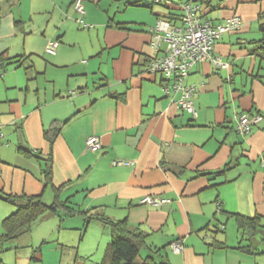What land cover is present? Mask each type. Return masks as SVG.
<instances>
[{"label":"crops","instance_id":"obj_1","mask_svg":"<svg viewBox=\"0 0 264 264\" xmlns=\"http://www.w3.org/2000/svg\"><path fill=\"white\" fill-rule=\"evenodd\" d=\"M22 1L0 0V195L52 202L56 189L76 212L46 213L7 250L52 242L57 228L82 226L84 233L92 227L98 240L85 250L78 243L66 261L76 264L82 257L101 264L111 234L96 217H108L127 219L145 233L139 262L159 249L156 259L169 264H264V0L201 4L204 20L218 24L236 16L242 26L216 41L215 55L228 68L204 60L189 74L188 83L197 87L196 116L175 102L178 94L164 92L161 75L146 69L153 25L161 18L179 24L187 0H83L85 17L98 24L91 48H76L69 40L73 33H31L21 10V20L5 10ZM74 1L27 5L32 15L64 11L69 23L62 26H70L78 18ZM130 7L148 10L149 17L120 20V9ZM50 39L60 45L49 57ZM244 113L263 116L247 134L237 130V116ZM54 121L61 126L51 144L45 131ZM91 135L102 140L97 151L87 149ZM23 149L52 153V185L44 180L45 161ZM146 195L169 201L140 203ZM15 210L0 197V234L3 219ZM80 211L92 218L86 221ZM241 217L253 219L254 228L241 227ZM178 239L183 248L174 252ZM65 243L59 239V262ZM41 246L22 256L30 263L44 260ZM3 252L0 264H22Z\"/></svg>","mask_w":264,"mask_h":264},{"label":"built area","instance_id":"obj_2","mask_svg":"<svg viewBox=\"0 0 264 264\" xmlns=\"http://www.w3.org/2000/svg\"><path fill=\"white\" fill-rule=\"evenodd\" d=\"M75 9L83 15L85 8L83 0H75ZM184 13L179 24L161 18L152 27L151 47L153 54L147 58L146 69L151 74L161 75L164 92L178 94L175 102L183 109L197 115L194 100L197 94L196 84L188 83L187 79L196 64L209 60L219 68H228L229 63L215 55L216 41L225 32L238 31L242 26L239 17L233 16L223 23H212L201 16V7L194 2L185 3ZM58 41H51L47 51L56 53ZM263 121L259 113H244L237 116V130L242 134L251 132L255 125ZM1 128V124H0ZM87 149L97 151L102 147V140L97 135H91L86 139ZM125 162L115 160L113 164L121 165ZM264 167V155L261 159ZM169 200L159 196L146 195L141 200L142 204L162 205ZM174 252H180L183 248L181 239L171 244Z\"/></svg>","mask_w":264,"mask_h":264},{"label":"trees","instance_id":"obj_3","mask_svg":"<svg viewBox=\"0 0 264 264\" xmlns=\"http://www.w3.org/2000/svg\"><path fill=\"white\" fill-rule=\"evenodd\" d=\"M188 2L197 3L200 7L202 3L207 6L210 4V0H187L186 3ZM260 27L264 34V23H261ZM60 126L61 122L54 121L51 127L45 131L51 144L59 132ZM23 152L26 155L38 158V161H45L44 180L46 184L52 185V153L50 152L47 157H44L41 152L33 153L28 149H23ZM54 191L55 197L52 202H46L43 196L36 195H0L2 199L16 207V210L2 221L3 233L0 234V253L7 250L6 244L29 232L33 224L46 213H57L61 209L67 212H76L71 206L67 205L68 200H61L58 191L56 189ZM80 212L84 214L86 221L92 218V215L87 216V211ZM96 218L109 225L111 234V241L106 248L101 264H169L167 260L158 261L156 259L155 254L159 252V249H151L150 255L143 258L141 262L137 261L142 246L146 244V235L137 227H131L127 219ZM239 224L241 227L248 226L250 228H254L255 225L253 219L245 217L239 219Z\"/></svg>","mask_w":264,"mask_h":264},{"label":"rangeland","instance_id":"obj_4","mask_svg":"<svg viewBox=\"0 0 264 264\" xmlns=\"http://www.w3.org/2000/svg\"><path fill=\"white\" fill-rule=\"evenodd\" d=\"M83 4H84V8H85V13L83 15H81L75 9V6H73L74 10L78 14V18H76L77 22L76 21L74 22L75 25L73 24L70 26H62V24L67 25V23H69V22H67L68 21L67 18L69 15H66V13H64V11L53 12V13H49V14L36 13V14L32 15L31 10L28 8L27 0H23L20 3V5L19 4L12 5V6L7 8L8 10L7 9H5V10L8 11V13H11V12L16 13L17 19H19V20H21L19 18L20 17L19 14H20V10H21L23 12L24 16H26V21L28 22L27 27L30 29V27L32 26L31 29L33 31L31 33H47V35H50L52 33H64V32L68 33V35H69V33H73L70 36L69 40L71 42H73L74 44H76V48H79L81 46L83 48H86V47L91 48L92 44H94L97 41L95 33H96V29H98V24L90 21L87 16L85 17V14L87 12V5H86L85 1L83 2ZM117 6H118V4L115 3L113 8L110 9V10H112L111 11L112 14L114 13L115 10L118 9ZM140 9H142V10H140ZM120 10L121 11L119 13L120 14L119 18H120V20H124V21L132 20V18H137V19L139 18L140 19L142 17H147V16L149 17V14H150V12L148 10L143 9V8L138 9L137 7H135V8L130 7V9H128L126 11L124 10V8H121ZM100 15L104 16L103 13H100ZM94 16H95V14H94ZM60 18L63 19V21ZM47 20H49V21L46 22ZM21 23H22V21H21ZM89 31H91V32H89ZM38 40H40L39 36H37V41ZM57 40L56 39H50L47 42V45L45 46L46 54L49 57L51 55L53 56V54H51L47 51V46L51 41H57ZM54 54H56V53H54ZM48 60H50V58ZM187 81H188V79H187ZM70 222L71 221L67 222V224H65L64 226H66L67 228H70V227H68L69 226L68 224ZM73 222H75V223L78 222V224H79L80 220H74ZM82 222L83 221L81 220V224H82ZM79 228H80V230L62 229L61 231L59 228H57L54 231V233L51 234V240H49V241H52V242L43 243V242H41V239L39 241L36 240L34 242V244L32 242L30 244L28 242H23V243L19 244L17 251L14 250L15 249V247H14V248H10L8 250H5L3 253H5L6 259L9 257L19 256L20 259L22 260V262H21L22 264H42L41 262H44V264H55V263L56 264H68L66 259H67V256L69 255V253L72 252V254H73L76 250V247L78 249H80L78 247V243L81 244V242H82V244L80 245L81 250H85V249H88L89 242L93 241L94 239H95V241H97L99 236H100V234H99L97 237H95L98 233H94L92 230L93 229L92 227L90 229H88L87 232H84V233H82V226L81 227L79 226ZM24 239H27V236H25ZM59 239L62 241H65L66 242L65 244L69 245V247H65L63 249V252L65 254V258H64L63 262H59V258L56 259L57 256L60 257V254H61L60 251H62L61 247L58 246ZM30 245H32V247ZM40 246H41V250H39V253H40V255L42 254V258L44 255V260H42L40 262L30 263L28 260H25V258L22 256L25 254H32V250L37 249ZM72 246H74L75 248H73ZM55 247H57L59 252L55 253ZM94 247H96V245ZM0 255H2V253ZM11 262H13V259ZM13 264H14V262H13ZM70 264H72V263H70ZM73 264H75V263H73ZM76 264H94V262H92L89 259L79 257Z\"/></svg>","mask_w":264,"mask_h":264}]
</instances>
